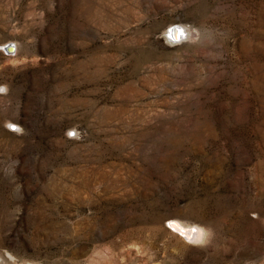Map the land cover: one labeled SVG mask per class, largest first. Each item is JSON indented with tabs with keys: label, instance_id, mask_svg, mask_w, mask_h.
I'll return each instance as SVG.
<instances>
[{
	"label": "rangeland",
	"instance_id": "obj_1",
	"mask_svg": "<svg viewBox=\"0 0 264 264\" xmlns=\"http://www.w3.org/2000/svg\"><path fill=\"white\" fill-rule=\"evenodd\" d=\"M0 256L264 264V0H0Z\"/></svg>",
	"mask_w": 264,
	"mask_h": 264
},
{
	"label": "bare ground",
	"instance_id": "obj_2",
	"mask_svg": "<svg viewBox=\"0 0 264 264\" xmlns=\"http://www.w3.org/2000/svg\"><path fill=\"white\" fill-rule=\"evenodd\" d=\"M172 29H171V31H173V33H172L173 35L172 36L174 38V36H177V32H176V30H174V29L172 30ZM182 30H183V32H184V34L186 36H189V31H188L187 28L183 27ZM178 33L180 34L179 31H178ZM168 39H169L170 42L176 43L175 41L171 40L169 37H168ZM5 50L8 53H12L15 49H14L13 46H8ZM175 227H176L177 230L183 231L184 236L187 237V238H190L191 240L198 241L201 238L200 230H197V229L196 230H191V229L183 230L182 227L180 226V224H177V223H175ZM0 264H15V260L12 257H8L7 256L6 258H3V257L0 256Z\"/></svg>",
	"mask_w": 264,
	"mask_h": 264
},
{
	"label": "water",
	"instance_id": "obj_3",
	"mask_svg": "<svg viewBox=\"0 0 264 264\" xmlns=\"http://www.w3.org/2000/svg\"><path fill=\"white\" fill-rule=\"evenodd\" d=\"M174 30H176V32H177V36H174V38H173V31H169V38L171 39V40H173V41H175V42H178L179 40H180V38H181V36H182V32H181V30H180V28H178V27H174L173 28ZM172 29V30H173ZM178 31L180 32V34L178 33ZM179 34V35H178Z\"/></svg>",
	"mask_w": 264,
	"mask_h": 264
}]
</instances>
